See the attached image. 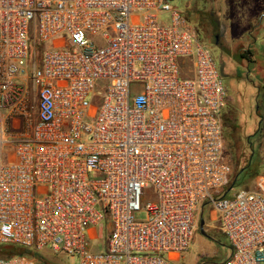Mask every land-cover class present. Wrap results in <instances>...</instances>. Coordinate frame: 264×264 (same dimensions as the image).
I'll return each instance as SVG.
<instances>
[{"label": "built area", "instance_id": "built-area-1", "mask_svg": "<svg viewBox=\"0 0 264 264\" xmlns=\"http://www.w3.org/2000/svg\"><path fill=\"white\" fill-rule=\"evenodd\" d=\"M174 1L0 0V246L36 254L0 264H172L206 204L225 264H264V172L226 191L228 92Z\"/></svg>", "mask_w": 264, "mask_h": 264}, {"label": "rangeland", "instance_id": "rangeland-1", "mask_svg": "<svg viewBox=\"0 0 264 264\" xmlns=\"http://www.w3.org/2000/svg\"><path fill=\"white\" fill-rule=\"evenodd\" d=\"M218 4L220 10L213 0L173 2L186 16L198 39L210 48L228 92L223 126L225 154L232 164L233 172L226 191L233 186L234 181V191L252 190L255 188L256 177L264 172V100L262 102L261 98L258 99V94L263 95L264 92V82H260L264 80V47L260 39L263 30L259 21L255 23L244 18L246 11L240 5L226 6V0H220ZM167 17L168 14H160L161 22L166 21ZM251 53L255 54L258 63L253 62ZM35 61L31 40L28 67ZM33 113L35 114V110ZM232 193L233 191L230 194ZM204 208L195 244L189 254L203 253L204 247L197 241L198 238L203 239L206 244L210 239L211 246L218 249L219 253L215 258L202 256L200 264H225L230 252L229 242L219 229L212 227L215 225L211 221L209 204ZM145 217V212L138 215L139 219ZM202 220L205 221L206 235L201 232ZM103 243L104 240L93 241V250L103 249ZM10 248V245L0 246V250L4 252H8ZM186 254L187 252L182 254L172 264H197L196 260L188 258ZM39 255L55 264H77L75 258L55 254L49 248L42 250Z\"/></svg>", "mask_w": 264, "mask_h": 264}, {"label": "crops", "instance_id": "crops-1", "mask_svg": "<svg viewBox=\"0 0 264 264\" xmlns=\"http://www.w3.org/2000/svg\"><path fill=\"white\" fill-rule=\"evenodd\" d=\"M217 6V9L220 8L219 6V2L220 0H213ZM219 1V2H218ZM228 2V5L226 6H229V4H235L236 6L240 5V7H242V9L244 11H246V14L244 16V18L250 20V22H257L259 21L261 23V29L263 30V32L261 33V42L263 44V47H264V0H226ZM220 10V9H219ZM251 57H252V60L253 62H257V59L255 57V54L251 53ZM260 82H264V80H260ZM261 98V101L263 102L264 100V92H263V95L261 94H258V99ZM210 206V215H211V221L213 222V224L215 226L212 225L213 228L215 229H218L216 226H217V223H216V220H217V216H216V213L215 211L213 210V207L211 205ZM203 212H205V208L203 209ZM202 212V213H203ZM194 241H195V238H194ZM194 241H193V244L190 248V250L187 252L186 256L188 258H191L193 260H196L197 264H200V258L204 255H206V257H212V258H215L217 256V254L219 253V250L218 249H214V247H212L210 244L209 241H212L210 239H208V244L205 243V241L201 238H198L197 241H199L202 245V247H204V250H203V253L201 254H189L190 251L193 249L192 247L194 246ZM207 247V249L205 250V248ZM206 252V253H205ZM230 255V252L228 253L227 256ZM176 261V260H175ZM174 261V262H175Z\"/></svg>", "mask_w": 264, "mask_h": 264}, {"label": "trees", "instance_id": "trees-1", "mask_svg": "<svg viewBox=\"0 0 264 264\" xmlns=\"http://www.w3.org/2000/svg\"><path fill=\"white\" fill-rule=\"evenodd\" d=\"M234 187L235 186V181L232 183ZM2 251V250H1ZM2 253H4L5 255H12V254H26V255H30V256H35L36 254L32 251V250H28V249H23L17 246H11L10 250L8 252H4L2 251Z\"/></svg>", "mask_w": 264, "mask_h": 264}, {"label": "water", "instance_id": "water-1", "mask_svg": "<svg viewBox=\"0 0 264 264\" xmlns=\"http://www.w3.org/2000/svg\"><path fill=\"white\" fill-rule=\"evenodd\" d=\"M204 226H205V221L202 220V221H201V232H202L203 235H206V232H205V230H204Z\"/></svg>", "mask_w": 264, "mask_h": 264}]
</instances>
